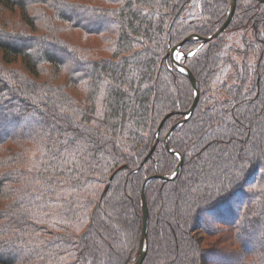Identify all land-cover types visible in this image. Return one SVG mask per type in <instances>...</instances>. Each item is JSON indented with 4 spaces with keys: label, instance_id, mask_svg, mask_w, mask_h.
<instances>
[{
    "label": "trees",
    "instance_id": "16d2710c",
    "mask_svg": "<svg viewBox=\"0 0 264 264\" xmlns=\"http://www.w3.org/2000/svg\"><path fill=\"white\" fill-rule=\"evenodd\" d=\"M232 2L0 0V264H136L176 174L143 264H264V1L205 41Z\"/></svg>",
    "mask_w": 264,
    "mask_h": 264
},
{
    "label": "water",
    "instance_id": "95a60500",
    "mask_svg": "<svg viewBox=\"0 0 264 264\" xmlns=\"http://www.w3.org/2000/svg\"><path fill=\"white\" fill-rule=\"evenodd\" d=\"M263 1H264V0H263ZM236 2H237V0H233L232 5H231V12H230V14H229V17H228L227 21L224 23V25L221 27V29H220V30H219L214 36L206 38L205 41H208V40L212 39L213 37L219 36L223 31H225V30L228 28V26L230 25V23H231V21H232V19H233L234 14H235ZM192 39H200V37H199V36H193V37H191V38L186 39V41H189V40H192ZM179 48H180V46H178L177 48H175V49L173 50V52H172V58H173V60H174V63H175L180 69H181V68L184 69L183 72L186 73V74L189 76V78H190V80H191L193 86L197 89V83H196V79H195L194 74H193V73H192V72H191V71H190V70H189V69H188L183 63H180L179 60H177V59L175 58V57H176L175 55H176V53L178 52ZM194 53H195V51H194ZM199 96H200V92H199V90L197 89V98H196V100H195V102H194V104H193L192 109L188 112V116L186 117V120H188V119L191 117V115L193 114V112H194V110H195V108H196V106H197V104H198ZM180 124H181V123L176 124V125L172 128L170 134H171L172 131H173L176 127H178ZM170 134H169V136H170ZM182 163H183V161L181 162L180 166L182 165ZM179 168H180V167H179ZM176 175H177V174H176ZM176 175H174L173 177H170V178L163 177V176H154V177L148 179V180L145 182L144 190H143V194H142V204H143V212H144V215H143V243H142V251H141V255H140L138 261L136 262V264H143V263H144L145 258H146V254H147V249H148V222H149V210H148V206H147V200H146L145 189H146V187H147L149 181H150L151 179H153V178H157V177H159V178H163V179H167V180H169V179H173V178H175Z\"/></svg>",
    "mask_w": 264,
    "mask_h": 264
},
{
    "label": "rangeland",
    "instance_id": "374dc122",
    "mask_svg": "<svg viewBox=\"0 0 264 264\" xmlns=\"http://www.w3.org/2000/svg\"><path fill=\"white\" fill-rule=\"evenodd\" d=\"M17 18V15L14 17V19H16ZM69 33V34H68ZM67 33V36H68V38H70V39H72L73 41H78L79 39H80V37H77L75 34H72V33H70V32H68ZM177 54H179L180 55V57L182 56V54L180 53V51L178 50V52L176 53V55ZM175 55V56H176ZM176 65V64H175ZM177 66V65H176ZM178 67V66H177Z\"/></svg>",
    "mask_w": 264,
    "mask_h": 264
},
{
    "label": "snow or ice",
    "instance_id": "6c2138e0",
    "mask_svg": "<svg viewBox=\"0 0 264 264\" xmlns=\"http://www.w3.org/2000/svg\"><path fill=\"white\" fill-rule=\"evenodd\" d=\"M175 58H176L177 60H179L181 57H180V55H179V54H177ZM180 71H184V69H183V68H181V69H180Z\"/></svg>",
    "mask_w": 264,
    "mask_h": 264
}]
</instances>
